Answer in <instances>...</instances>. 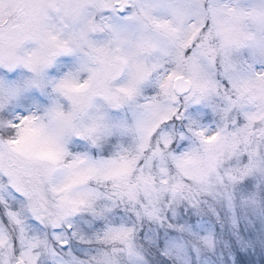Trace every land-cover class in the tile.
I'll use <instances>...</instances> for the list:
<instances>
[{"label": "snow or ice", "instance_id": "snow-or-ice-1", "mask_svg": "<svg viewBox=\"0 0 264 264\" xmlns=\"http://www.w3.org/2000/svg\"><path fill=\"white\" fill-rule=\"evenodd\" d=\"M0 264H264V0H0Z\"/></svg>", "mask_w": 264, "mask_h": 264}]
</instances>
